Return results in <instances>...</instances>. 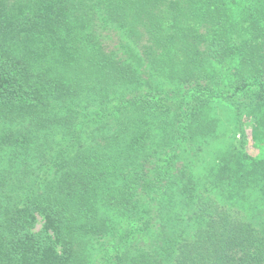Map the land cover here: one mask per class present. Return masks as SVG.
<instances>
[{
  "label": "trees",
  "instance_id": "obj_1",
  "mask_svg": "<svg viewBox=\"0 0 264 264\" xmlns=\"http://www.w3.org/2000/svg\"><path fill=\"white\" fill-rule=\"evenodd\" d=\"M236 1L0 0V264H264V157L213 149L257 78L264 133Z\"/></svg>",
  "mask_w": 264,
  "mask_h": 264
},
{
  "label": "rangeland",
  "instance_id": "obj_2",
  "mask_svg": "<svg viewBox=\"0 0 264 264\" xmlns=\"http://www.w3.org/2000/svg\"><path fill=\"white\" fill-rule=\"evenodd\" d=\"M241 1H236L232 7L240 10L242 6H239V2ZM220 68V66L216 67L215 70L219 71ZM230 78H233V81L236 82L234 77ZM260 83L261 79L257 78L254 81V85L244 92L241 91L238 94L232 95L235 89L228 88L223 94L226 98L212 99V115L220 123V138L213 143V149L228 147L230 144L240 146L242 142H245L246 149L251 156L264 157V133H260L257 136H254L252 133L254 126L258 124V117L252 112L256 108V98L261 92L259 87ZM221 88L223 87L221 86ZM252 105L254 107L253 109ZM42 225L43 221L40 220L38 228Z\"/></svg>",
  "mask_w": 264,
  "mask_h": 264
}]
</instances>
